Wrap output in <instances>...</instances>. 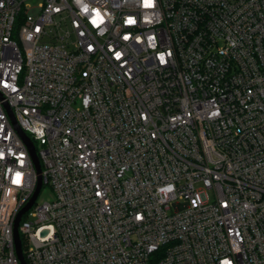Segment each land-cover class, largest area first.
I'll list each match as a JSON object with an SVG mask.
<instances>
[{
	"label": "built area",
	"instance_id": "built-area-1",
	"mask_svg": "<svg viewBox=\"0 0 264 264\" xmlns=\"http://www.w3.org/2000/svg\"><path fill=\"white\" fill-rule=\"evenodd\" d=\"M15 123L28 264H264V0H0V264Z\"/></svg>",
	"mask_w": 264,
	"mask_h": 264
},
{
	"label": "water",
	"instance_id": "water-1",
	"mask_svg": "<svg viewBox=\"0 0 264 264\" xmlns=\"http://www.w3.org/2000/svg\"><path fill=\"white\" fill-rule=\"evenodd\" d=\"M11 116H12V118H14L12 113H11ZM16 127H17V130L19 131L21 137L23 138V140L28 145L31 158H32L33 164H34L36 172H37L36 190H35L34 194L32 195V197L30 198V200L26 203V205L24 207H22L20 209V211L18 212V215H17L16 220H15V225H14V243H15V249H16L17 256L20 259L21 264H28L25 257H24V254H23L22 240H21V236H20V232H19L18 227H19L20 221L22 219V216L34 206V204L36 203V201L40 195V192L42 190V187H43L42 164H41V161H40L39 156L37 154L36 148H35L34 144L32 143V141L30 140V138L28 137V135H26V133L17 124H16Z\"/></svg>",
	"mask_w": 264,
	"mask_h": 264
},
{
	"label": "rangeland",
	"instance_id": "rangeland-1",
	"mask_svg": "<svg viewBox=\"0 0 264 264\" xmlns=\"http://www.w3.org/2000/svg\"><path fill=\"white\" fill-rule=\"evenodd\" d=\"M52 198H53V191L51 187L49 185H45L40 192V195L38 197V202L41 203L44 201H50ZM24 219L31 220L29 215L24 217ZM24 247H25V242H24Z\"/></svg>",
	"mask_w": 264,
	"mask_h": 264
},
{
	"label": "trees",
	"instance_id": "trees-1",
	"mask_svg": "<svg viewBox=\"0 0 264 264\" xmlns=\"http://www.w3.org/2000/svg\"><path fill=\"white\" fill-rule=\"evenodd\" d=\"M44 186H45V185H43V187H44ZM43 187H42V188H43Z\"/></svg>",
	"mask_w": 264,
	"mask_h": 264
}]
</instances>
